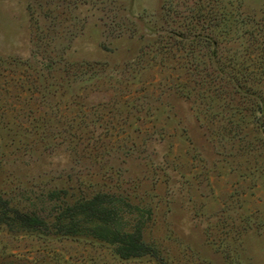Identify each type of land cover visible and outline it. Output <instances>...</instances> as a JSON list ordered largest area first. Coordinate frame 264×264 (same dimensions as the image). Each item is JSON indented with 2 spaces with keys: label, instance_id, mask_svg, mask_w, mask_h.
I'll return each mask as SVG.
<instances>
[{
  "label": "rangeland",
  "instance_id": "obj_1",
  "mask_svg": "<svg viewBox=\"0 0 264 264\" xmlns=\"http://www.w3.org/2000/svg\"><path fill=\"white\" fill-rule=\"evenodd\" d=\"M97 194L145 255L15 223ZM0 222V264H264V0H0Z\"/></svg>",
  "mask_w": 264,
  "mask_h": 264
},
{
  "label": "trees",
  "instance_id": "obj_2",
  "mask_svg": "<svg viewBox=\"0 0 264 264\" xmlns=\"http://www.w3.org/2000/svg\"><path fill=\"white\" fill-rule=\"evenodd\" d=\"M62 205L65 208H58L52 218L35 211L21 212L15 209V223L21 229L45 228L55 235L89 236L113 246L120 257L146 254L147 248L139 228H130L123 222L124 216L129 213L126 208L133 209L130 204L112 195L97 194L71 205L64 197ZM50 219L57 221V224L48 225Z\"/></svg>",
  "mask_w": 264,
  "mask_h": 264
}]
</instances>
